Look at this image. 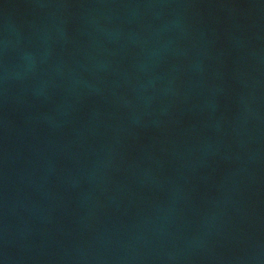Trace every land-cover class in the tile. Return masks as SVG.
<instances>
[{
    "label": "water",
    "instance_id": "water-1",
    "mask_svg": "<svg viewBox=\"0 0 264 264\" xmlns=\"http://www.w3.org/2000/svg\"><path fill=\"white\" fill-rule=\"evenodd\" d=\"M0 264H264V0H0Z\"/></svg>",
    "mask_w": 264,
    "mask_h": 264
}]
</instances>
